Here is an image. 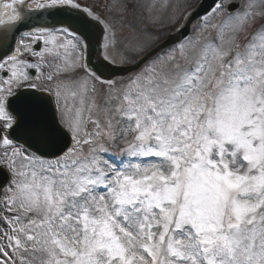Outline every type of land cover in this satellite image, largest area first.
<instances>
[{
  "label": "snow or ice",
  "instance_id": "obj_1",
  "mask_svg": "<svg viewBox=\"0 0 264 264\" xmlns=\"http://www.w3.org/2000/svg\"><path fill=\"white\" fill-rule=\"evenodd\" d=\"M0 7V264H264V0L177 3L119 84L88 54L126 5Z\"/></svg>",
  "mask_w": 264,
  "mask_h": 264
},
{
  "label": "rangeland",
  "instance_id": "obj_2",
  "mask_svg": "<svg viewBox=\"0 0 264 264\" xmlns=\"http://www.w3.org/2000/svg\"><path fill=\"white\" fill-rule=\"evenodd\" d=\"M201 0H167L168 7H164L166 0H79L83 7H87L98 14L101 19L115 20L119 21L122 14L117 11L115 5H126V11L123 13L126 16L124 20V27H121L119 23H116V44L114 47L108 49V56L111 61L117 64H132L136 62L144 53L149 49L155 47L160 42L164 41L169 35L175 33L174 29L179 26L171 25L169 23V17L174 12V5L180 3L182 5L188 6V11H192L196 8ZM247 0H241V3H246ZM149 4H154L155 7L152 9L151 13L148 12L147 6ZM151 16L158 20L155 25H150L151 31H158L161 40L157 43L151 45L143 52H136L133 50V46L141 38L140 29L143 23L147 22V18ZM219 22V20L215 21ZM259 25H257L258 27ZM251 31H255L252 29ZM251 31L249 33V38L251 36ZM207 35V34H206ZM211 38L216 37V32L212 31L210 33ZM109 38L111 35L109 33ZM242 42H246L244 37H241ZM49 60L52 58L49 57ZM82 74V73H81ZM74 75V74H65ZM132 74L126 78L116 79L118 84L126 82ZM97 88H106V85L97 84ZM102 119V117H101Z\"/></svg>",
  "mask_w": 264,
  "mask_h": 264
},
{
  "label": "water",
  "instance_id": "obj_3",
  "mask_svg": "<svg viewBox=\"0 0 264 264\" xmlns=\"http://www.w3.org/2000/svg\"><path fill=\"white\" fill-rule=\"evenodd\" d=\"M214 0H203L198 9L195 10V12H198L200 14H203L204 12L210 10L211 6L213 5ZM2 3V2H1ZM10 9H4L0 7V14H3L7 12L10 14ZM198 19V17H197ZM196 20L193 19L191 23L193 24ZM187 31L190 33L191 26L187 28ZM103 27L99 24H97L94 28V31L91 34V49L88 54V58L91 62L92 67L101 66V71L103 72L104 78H124L127 77L138 70H140L144 65L149 55H151L153 52L157 50L158 47L162 46L164 42L161 45H158L157 47L151 49L149 52H147L142 58L138 60L137 63H134L132 65H117V64H108L107 62L100 59V44L103 43ZM172 37V36H171ZM170 38V37H169ZM168 38V39H169ZM167 39V40H168ZM166 40V41H167ZM165 41V42H166ZM7 179V176H0V183L4 182Z\"/></svg>",
  "mask_w": 264,
  "mask_h": 264
}]
</instances>
